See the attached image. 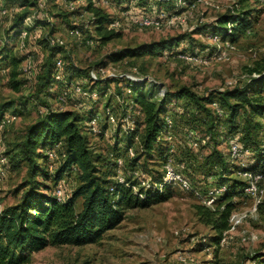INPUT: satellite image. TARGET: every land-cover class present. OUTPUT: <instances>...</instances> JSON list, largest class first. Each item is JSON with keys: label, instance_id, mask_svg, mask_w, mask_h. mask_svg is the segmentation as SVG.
I'll use <instances>...</instances> for the list:
<instances>
[{"label": "rangeland", "instance_id": "374dc122", "mask_svg": "<svg viewBox=\"0 0 264 264\" xmlns=\"http://www.w3.org/2000/svg\"><path fill=\"white\" fill-rule=\"evenodd\" d=\"M102 1L97 3L99 8L117 18L122 17L120 13L125 9L132 17H137L141 14H156L159 6L167 10L172 8V0H131V3L123 0H106L107 3ZM0 6L14 7L12 12L6 13L7 16L0 14V105L13 101L14 104L9 106L8 112L18 115L14 122L0 133V150L4 149L9 160L8 175L0 182V211L19 201L25 189H20L19 186L30 179L28 164H16L15 152L16 145L23 139L29 125L38 119L40 104H51L53 109H73V105L78 106L81 102L85 104L86 109L91 106L98 109L101 114L97 127H100L102 133H94L86 124L84 127L93 154L102 157H98V162L95 161L101 172H107L106 166L110 165L106 160H109L112 145L117 138L123 136L127 128L133 126L131 118L127 117L128 114L140 118L139 111L127 105V100L118 101L116 95H120L121 91L118 86L120 78L113 80L109 85L106 84L108 87H105L104 95L94 104L90 99L80 97L70 98L66 104H60L44 90L40 92L37 81L41 66L48 55V47L44 48L39 41L45 36L59 38L62 43L56 56L61 57L66 66H73L77 73L92 69L99 63H106L104 65L108 66L109 72L119 76L135 66L143 81H146L145 90L149 89V86H156L157 97L163 96L165 92L170 94L181 87H188L199 95H205L211 90L224 89L228 82L243 86L253 77L252 73L264 71V4L259 0H213L209 5L198 4L185 23L166 26L161 30L140 27L134 24L131 17H124L118 29L119 33L104 42L96 39L91 14L85 9V0H75L73 8L46 0V5L40 12L36 6L27 8V16L34 15L35 18L39 17L48 23L42 28L31 30L29 39H26L28 46L25 50L18 48V34L15 35L12 31L22 13L21 9L16 4H6L4 0H1ZM135 10L141 14H135ZM240 11L249 16L251 26L233 43L234 48L227 52V57L219 58L220 42L210 39L211 27L218 17ZM24 19L20 29L32 25L29 20ZM75 26L81 30L80 38L69 33V29ZM33 34L37 37L36 41H31L34 40ZM170 38L179 39L180 42L172 49L173 53L164 51L159 55L124 57L118 62H111L117 60V54L125 48ZM88 40L97 42L90 44ZM182 49L186 53L196 52L200 56L199 61H188L181 56L184 54L176 53ZM28 52L34 54V75H28L21 63L22 73L15 78V89L9 81L12 60L21 58ZM5 56L7 60L3 59ZM3 68L6 69L5 72H2ZM19 79L24 80L22 86L18 85ZM84 79L86 78H77L73 81L82 82ZM153 88L152 91L155 90V87ZM109 96L108 108L113 112L114 122H110L106 115L105 104ZM20 98L24 99L21 104L18 103ZM153 100L159 103L156 99ZM164 103L163 111L172 116L174 125L164 135L163 142L173 148L177 170L187 176L191 185L204 194L207 188L214 184L211 179L205 178L199 167L204 156L210 152L213 141L205 134L201 125L194 126L189 122L188 114L191 109L187 108L184 100L170 99L167 96ZM137 127L139 134H142L141 123ZM190 130H193V134ZM218 140L219 150L226 155L232 138L222 134ZM135 149L138 150V145H135ZM120 152L123 153V148H120ZM135 155H139V152H134L133 156ZM130 157L132 156L128 153L124 154L123 164L127 163ZM156 159L157 156L142 157L139 161L142 168L139 167L134 175L141 181L152 178L154 171L162 172ZM251 159V155L246 154L233 164H248ZM39 163L41 164L37 161V165ZM60 164V152L57 151L56 158L45 161L40 167L47 174L43 176L37 173L33 180L39 182L43 192L49 194L54 193L60 184L62 195L68 198L80 183L79 173L74 171L64 174L57 181L55 175ZM123 172L126 177L130 175L129 163L118 173L122 178ZM113 179L116 180L117 177ZM260 186L264 187V181ZM167 195L168 197L160 202L125 208L120 223L106 231L94 243L47 245L29 253L25 264H185L180 260V256L186 257L189 264H253V256L264 251V196L258 203L248 196L236 199L231 214L235 216L234 220L241 218V222L216 243V232L198 214V207L204 204L194 191H184L171 186ZM81 206L82 198L77 197L74 201L75 211L78 212Z\"/></svg>", "mask_w": 264, "mask_h": 264}, {"label": "trees", "instance_id": "16d2710c", "mask_svg": "<svg viewBox=\"0 0 264 264\" xmlns=\"http://www.w3.org/2000/svg\"><path fill=\"white\" fill-rule=\"evenodd\" d=\"M4 1L6 4L18 5L22 12L12 27L15 35L22 29L27 30L30 35L31 30L36 27L42 28L45 26L44 24L48 23L36 17L31 26L22 29L19 27L24 17L26 18L29 13L27 8L36 6L40 12L45 7L46 0ZM42 1H44V6L40 7L39 3ZM47 1L59 4L56 0ZM63 1L75 2V0ZM98 1L85 0V9L91 14V24L97 35V41L104 42L119 33V30L108 28L117 16L104 12L99 8ZM123 1L132 2L131 0ZM188 1L191 2L192 0ZM161 9L166 8L159 6L157 12ZM123 11L125 12L126 9ZM135 14L139 15L141 12L135 10ZM250 26L249 16L240 11L218 17L209 33L218 35L222 41L228 40L234 43L239 39L240 34ZM72 29L80 30L77 26L69 30ZM51 37V35H47L39 41L44 48L48 47V55L41 66L37 85L40 92L44 90L48 96L57 101L59 92L64 88V85L55 80L56 60L61 57L56 56L59 54L57 50L59 45L51 44L49 41ZM36 40L37 37L31 41ZM27 43L28 41L25 40V47L28 46ZM179 43V39L170 38L143 43L134 48H125L117 54V58H115L117 60L111 62H118L124 57L159 55L163 54L164 51L173 53L172 49H175ZM176 53L196 54V52L186 53L184 49ZM26 55L32 57L33 70L35 71L33 53L23 54L21 58L18 57L16 60L13 58L9 81L15 89H17V83L14 81L22 73L20 65ZM3 59L7 60V56ZM104 64L106 63H99L94 69L105 66ZM90 70L77 73L73 66H66L63 62L61 73L67 82H72L77 78H86L87 82L83 85L89 87L90 91L96 90L98 92V98L91 100L94 104L100 100V96L104 95L105 89L108 87L106 84L109 85L116 79L111 80L108 77L90 83L91 81L88 79ZM5 71L6 69L3 68L2 72ZM256 74V76L250 77L243 86L227 85L224 89L211 90L205 95H199L188 87H181L170 94L165 92L163 96L157 97L156 86L153 85L154 91H152L154 88L151 86L145 90L144 82L146 81L133 82L130 86L131 94L126 96V100L127 105L139 111L140 118L130 114L133 126L127 128L123 136L117 138L112 145L109 160H106L110 163L106 166L107 172H101L100 167L95 163L101 156L93 154L84 127L86 120L91 116L101 114L98 109L91 106L89 109L79 110L73 106V109L55 110L51 108V104H40V107H45L46 111L40 113V107L38 108V119L29 125L23 139L16 145V164L21 162L28 164L30 179L25 180L19 186L20 189L25 188L19 201L0 211V264H25L29 253L38 251L47 245L94 243L106 231L120 223L124 217L125 208L137 205L146 206L163 201L168 197L167 193L171 189L169 184H165L161 191L156 188L145 190L140 188L139 192H143V197H140L132 188L137 183L133 172L140 169L139 167L142 168L139 162L142 157L146 155L157 156L156 160L161 168L167 155H173L174 151L170 152L171 146L163 142L164 135L174 125L172 119V127L167 128L164 120L165 115H170L163 111L167 96L170 99L184 100L187 108L191 109L188 114L189 122L193 125H201L202 130L213 141V146L202 159L199 170L206 179L211 177L214 186L225 185V190L216 199L213 209L201 205L198 207V214L214 229L216 232L215 241L219 243L223 232L229 229V218L236 204L235 200L241 196H246L244 194L245 182L241 179L239 172L249 170L264 175V71H259ZM23 84L24 80L19 79L18 85L22 86ZM153 99L159 103H155ZM23 100L20 98L18 103H23ZM214 103L223 110L222 115L217 114ZM13 104V101H9L0 105V118L5 113L18 116L15 112H8L9 106ZM108 105H110V96L105 108ZM139 123L143 127L142 134L138 132ZM222 134L231 137L232 140L237 139L244 148L250 150L249 155L252 159L248 164L235 166L229 160L228 151L224 155L219 150L217 143ZM136 140L138 144H136ZM56 144L60 145L58 151L60 152L61 164L56 171L55 179L59 181L64 174L74 171L79 173L80 178V183L71 195L62 201L58 200L54 193L43 192L41 184L33 180L37 173L43 176L47 174L40 167L45 161H48L45 151L54 148ZM135 145H138V150L135 149ZM120 148H123V153L120 152ZM129 148H132L135 153L139 152V155L126 160L129 163L131 176L126 177L125 172H123V181L114 180L113 178L117 176L116 159L122 158L124 163V154H127ZM37 161L41 164L37 165ZM127 163L125 162V164ZM125 164L122 165L121 170ZM162 177L163 172L154 171L152 174L154 182L162 181ZM77 197L82 198V206L78 212L74 209V201ZM252 261L253 264H264V251L256 253Z\"/></svg>", "mask_w": 264, "mask_h": 264}, {"label": "built area", "instance_id": "2783aa9c", "mask_svg": "<svg viewBox=\"0 0 264 264\" xmlns=\"http://www.w3.org/2000/svg\"><path fill=\"white\" fill-rule=\"evenodd\" d=\"M59 3L64 4L67 8H73L74 3L73 1H63V0H56ZM213 0H193L189 2L188 0H172V8L170 10L167 9H161L159 10L155 15H140L137 17H132L128 10L125 12H122V17L119 18H114V20L109 24L108 28H113L115 30H118L120 27L121 20L125 18H130L134 22V24L144 27V28H152L155 30H161L163 27L166 26H172L175 24H183L186 22V19L189 18L193 12L194 9H196L198 4H212ZM264 4V0H259ZM103 3H107L106 0L102 1ZM1 3V0H0ZM98 3V2H97ZM40 7L44 6V1L39 3ZM14 10V7H4L0 6V14L7 16L6 13L12 12ZM10 15V14H9ZM12 15V14H11ZM10 15V16H11ZM13 17V16H12ZM35 16L34 15H29L27 16L25 20H29V22L33 23L32 20H34ZM69 33L71 35L77 36L78 38L81 37V32L78 29H72L69 30ZM30 37L29 33L27 30L22 29L18 33V48L19 49H24L25 47V40ZM210 39L216 42H220L219 45V58H226L227 57V52L230 51L231 49L234 48L233 43H231L228 40L222 41L219 39V36L216 34H210L209 35ZM33 39L36 38V35L33 34L32 36ZM49 41L51 44L55 45H61V41L59 38H49ZM90 44H93L94 42H97L95 40H88L87 41ZM183 58L187 59L188 61H199L200 56L198 54L195 55H181ZM56 74H55V80L62 82L64 85V88L59 92V95L57 97V102L60 104H66L68 99H73L75 98H85V99H90L94 100L98 98V92L96 90H89V87L84 86L83 84L87 82V79H84L81 83L80 82H67L66 79L63 77L61 71L63 68V61L61 58H58L56 60ZM33 62H32V57L30 55H26L24 61H23V69L24 71L32 76L34 73L33 70ZM253 76H256L257 74L254 72L252 73ZM113 78V79H121V82L119 83V87L121 90L120 95H116L118 101L124 102L126 101V96H129L131 94V85L133 82H139L143 81V78L140 76L138 69L133 66L130 68L127 72L120 74L117 76L113 72H109L108 66H99L97 68H93L89 71L88 74V79L91 81L90 83L97 82L101 79L104 78ZM228 85H234L233 82H228ZM120 99V100H119ZM127 102V101H126ZM125 102V103H126ZM215 106V109L217 111L218 115L223 114V110L220 109L216 103L213 104ZM74 106V105H73ZM75 108L78 107L79 110H85V104H80L78 106H74ZM65 108H59L57 110H64ZM56 110V109H55ZM46 111L45 107H40L39 112L44 113ZM106 115L107 118H110V122H114V115L113 112L111 111V108L107 107L106 110ZM128 118H131L130 114L127 116ZM17 118L14 114L11 113H5L1 118H0V133L3 132L10 126L14 120ZM100 119V114H96L95 116H91L88 120H86L85 124L89 127L94 133H100V127L98 126ZM165 123L167 125V128H171L173 125V120L170 115H165L164 116ZM132 121V120H131ZM132 128V127H129ZM190 133L193 134V130H190ZM1 140V139H0ZM59 144H56L54 148L48 149L45 151L48 160H52L57 157V151L59 149ZM173 148H170V152H173ZM228 157L230 162L234 163L238 161L242 156L249 154L250 150L247 148H244L242 144L237 140H231L228 145ZM127 153L130 156H133L134 152L132 148H129ZM8 156L5 154L4 149L2 148L0 150V182H2L8 175ZM117 179L118 181H123V178L118 174L121 171V167L123 165V160L122 158H117ZM240 165L245 166L243 162L240 163ZM161 170L163 172V177L162 181L160 182H154L152 178L148 177L147 179L139 180L137 176L134 175V177L137 180V183L132 186L133 190L140 196L143 197L144 194L143 192H139L140 188H143V190L147 188H156L159 191L163 190V187L165 184H169L170 186H175L180 188L181 190L184 191H194L197 196H199L202 199V203L210 208H213L215 205L216 199L223 193L225 190V185H220V186H210L207 188L204 194H202L199 190L194 188L189 179L182 173H180L177 168L176 164L174 162V157L172 154H168L165 160L162 162ZM135 173V171L133 172ZM239 175L241 179L245 182V187H244V194L248 197H252L256 200V203H258L260 198L264 196V187L262 188L260 186L261 182L264 181V175L260 173H254L249 170H242L239 172ZM211 179V177L209 178ZM139 180V181H138ZM112 190V188H111ZM55 196L57 197L58 200H64V196L62 195V190L60 184H58V187L56 191L54 192ZM234 215H230L229 218V229L224 231L222 234V238H224V235L231 231L234 230L238 225L239 222H241V218H235L234 220ZM186 257H181L180 260L185 263L189 264L188 260H186Z\"/></svg>", "mask_w": 264, "mask_h": 264}]
</instances>
